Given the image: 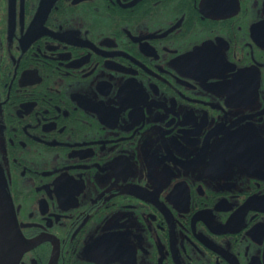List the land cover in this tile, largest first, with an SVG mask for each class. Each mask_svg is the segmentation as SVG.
<instances>
[{
  "label": "flooded vegetation",
  "instance_id": "flooded-vegetation-1",
  "mask_svg": "<svg viewBox=\"0 0 264 264\" xmlns=\"http://www.w3.org/2000/svg\"><path fill=\"white\" fill-rule=\"evenodd\" d=\"M0 178L17 264H264V0H0Z\"/></svg>",
  "mask_w": 264,
  "mask_h": 264
},
{
  "label": "water",
  "instance_id": "water-1",
  "mask_svg": "<svg viewBox=\"0 0 264 264\" xmlns=\"http://www.w3.org/2000/svg\"><path fill=\"white\" fill-rule=\"evenodd\" d=\"M0 178V264H17L28 244L21 237Z\"/></svg>",
  "mask_w": 264,
  "mask_h": 264
}]
</instances>
